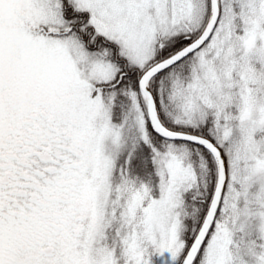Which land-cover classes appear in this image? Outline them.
I'll list each match as a JSON object with an SVG mask.
<instances>
[{
  "label": "snow or ice",
  "instance_id": "obj_1",
  "mask_svg": "<svg viewBox=\"0 0 264 264\" xmlns=\"http://www.w3.org/2000/svg\"><path fill=\"white\" fill-rule=\"evenodd\" d=\"M0 264H264V0H0Z\"/></svg>",
  "mask_w": 264,
  "mask_h": 264
}]
</instances>
